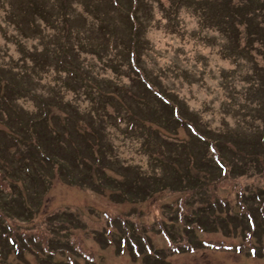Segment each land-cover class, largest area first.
I'll return each mask as SVG.
<instances>
[{"label": "rangeland", "instance_id": "rangeland-1", "mask_svg": "<svg viewBox=\"0 0 264 264\" xmlns=\"http://www.w3.org/2000/svg\"><path fill=\"white\" fill-rule=\"evenodd\" d=\"M200 1L207 3L209 0H198ZM261 1L230 0L229 2L227 0L224 4L221 23L229 22L232 3L234 7L235 5L244 7L252 3V7H256L257 10ZM39 2L40 6L47 4L48 11L60 15L67 2L71 29L84 32L83 36L67 34L66 28L58 24L60 20L49 21L45 26L38 13L27 10L20 14L22 8L26 7V0H0V75L3 76V78L0 76V93L2 95L8 93L11 97L7 99L4 98L6 95L2 97L0 95V165L8 166L11 172H15V179L12 182L16 186L15 191V186L11 184V175L7 177L6 174L0 173V193L3 192L2 196L6 199L12 198V195L19 201L25 199L27 207L31 206L34 210L32 224L23 221L17 215L14 217L3 215L0 210V245L8 246L5 251L3 250L4 256L0 264H39L44 257L40 255L39 258L36 255L35 250L38 249L36 238L22 240L25 244L21 247L24 254L20 256L15 250L20 247L19 244L14 245L11 241L14 231L17 234L14 235L17 241H19V235L48 236L49 233L55 238L58 232L54 229V224L63 222L67 216L72 220L70 224L72 229L68 231L65 238L77 244V247L74 245L67 247L66 241L57 244L56 240H53V243L47 244V254L50 258L52 250L64 249L68 252L60 251L53 257L55 261L48 263L42 261L41 264H70V259L75 264H89L88 262L91 264H142V260L135 256L134 250L125 247V241H121L122 237H128V235L113 228V222H118V219H125L131 225L133 224L135 233L140 234L141 237L143 235L140 229L143 228L150 244L156 248L154 251L165 252L164 260H162L164 264H264V252L262 257H251L248 249L238 253L206 248L207 246L218 248L221 247L218 246L220 244H239L244 248L249 246V239H243L241 226L230 223L229 230L225 226L226 219L228 216L240 217L238 216L240 210L238 191L241 188L247 190L252 185L264 184L262 175L223 179L218 173L210 174V176L205 174L206 179L211 181L207 190L210 193L208 203L217 204L220 201H226L229 206L223 210L219 208L213 210L211 215L213 225L210 223L206 228L204 225L195 224L194 240L201 245L194 246V253L190 250L170 252V249L181 248L190 241L184 231L186 225L178 219L174 231L169 230L166 236L162 231L161 234L160 230L162 227L167 229V226L171 225L172 217L178 211H172L175 205L181 211L188 206L186 215H200L199 203H196L199 198H189L191 196L187 198V194L184 198L170 190L156 193L151 198H137L136 194L142 191L137 192L133 189L137 183H140L133 180V176L137 175L136 170L148 174L158 172L160 169L158 165L152 163V158L159 156L160 151L157 153L159 145L154 135L148 133V130L157 129L158 126L147 121L156 122L153 119L154 115L169 113H162L159 105L147 99V95L141 91V88L133 90L139 99L133 102L130 98L131 91L123 90L121 93H115L113 90L112 96L120 102L119 105L124 104L133 110L141 111L143 116H137L147 120L146 125L149 129L140 125L136 132L130 133L126 131L129 122L115 126V123L119 121L117 117L107 125L103 142H99L95 135H90L89 127H85L89 125L90 120L86 113L90 108L93 112L90 97L77 91L74 94L56 77V73L63 70V67H59L62 60V48L59 46L65 38L74 52L79 50V44L87 42L89 51L80 52L76 58L93 60L97 63V68H100L109 57L107 51L103 53L101 50L104 35L114 34L115 31L122 43L127 44L132 41L131 34L128 33L127 21L121 17L119 9L109 8L112 0H39ZM122 2L126 8H130L131 0H122ZM179 3L180 0H141L136 14L143 25L140 36L145 44L140 43L141 54L138 64L150 82L157 84L170 98L178 101L183 114L195 122L196 130L207 135H210L207 130L221 131L223 135H226L225 131L227 132L226 137L233 139V142L228 145L229 160L234 157L241 160L240 148L251 153L259 152L257 142L252 135L253 130L248 133L243 123H249L252 127L254 126L251 123L253 117L264 116V109L257 107L264 94V88L260 90L257 87L258 76H264V39L262 38L264 25L260 21V16L250 19L251 25L259 27L263 34L256 33L258 37H251L246 32L247 43L244 48L245 56H243L237 51L244 46L242 32L246 25H249L248 20L235 17L232 25L233 28L234 26L237 28H218L217 24L211 23L206 10L199 8L197 4L182 8L176 16L175 11L178 10ZM170 8H172L170 10L172 14L168 15L166 11ZM12 12L17 17H14ZM232 12L234 13V8ZM253 12L254 8L250 10L249 15ZM22 18L27 25L20 26L19 22ZM32 19L35 24L45 26V32L34 29L30 23ZM227 33L230 34L227 36ZM118 49L121 50L117 54L118 59L124 62L119 65L123 66L125 72L127 48L118 45ZM34 58L37 64L43 61L40 68L33 67ZM101 73L104 80H113L130 87V77L123 71L121 75H118L109 68L106 71L102 70ZM248 76H250L249 79ZM14 79H19L23 85H17L19 90L11 93L9 91L11 85L7 84L6 80L11 83ZM103 84L107 83L103 82ZM92 89L95 88L92 87ZM52 112L58 115L54 121ZM44 114L48 115L44 118ZM40 121V125L39 123L35 125ZM161 123H166L165 118L158 121V124L164 127ZM34 127L37 134H45L43 146L36 140ZM54 127L62 134L69 133L77 144L80 142L82 146L86 145L87 154L84 158L75 159L74 151L69 153L59 143L60 140H50L47 143L46 136ZM234 128H236L235 131ZM169 130L175 138L192 141L190 151L194 153L197 151L195 140L185 128L175 131L173 127H169ZM231 132H236L239 137L244 135L248 137L242 145H239L237 144L239 139L236 140V137L230 134ZM68 144L71 146L70 140ZM38 145H41V148H36ZM91 146L99 149L97 162L96 156L92 155ZM46 148L58 150L68 159L67 162H74L70 170L74 181L67 177L66 169L63 170L65 175L50 169V164L42 154L44 151L48 152ZM97 163L101 169H104L106 178L107 176L118 178L121 182L120 189L117 188V184H106L105 190L96 188V184L103 176L98 175ZM26 165L32 168V179L26 177ZM196 174L201 175L200 172ZM36 177L38 179H35ZM47 177L50 184L45 188L44 182ZM8 186L15 193H12ZM141 187H143L142 182ZM115 189L119 190L123 197L116 196L113 192ZM199 190L201 191L202 188L199 187ZM193 201L194 206L189 204ZM12 205V209L17 210L18 204ZM9 206L10 204H7V207ZM60 214L63 215L55 219L54 216ZM131 225L129 224V227ZM32 228L34 230H29V233H21ZM135 233L130 238V244L134 247L136 243L132 241L137 240ZM254 240L259 249L264 245L263 224L260 225V231L258 235H255ZM204 241L217 245H202ZM143 244L146 250H150V244H146L145 241ZM81 253L88 258L85 260Z\"/></svg>", "mask_w": 264, "mask_h": 264}, {"label": "trees", "instance_id": "trees-1", "mask_svg": "<svg viewBox=\"0 0 264 264\" xmlns=\"http://www.w3.org/2000/svg\"><path fill=\"white\" fill-rule=\"evenodd\" d=\"M227 0H209L207 3L200 1L198 2V0H180V3L178 4V10L175 11L176 16H177V12H179L182 8H188V5L191 6H197L201 9H205L207 12V16L209 18V20L211 21V23L213 24H217L216 26L218 28H237V26L232 25V21L233 19L235 20L236 18H243L244 20H248L249 25L247 24L244 31L242 32L243 36H244V46L242 47V49H239L237 51V53H240L241 55L245 56L244 54V48L246 46L247 40H246V32L249 33L251 35V37H258L256 35V33H261L263 34L262 30L259 27H254L251 25L252 20L250 18H256L260 16V21L263 23L264 25V0L261 1L259 8L256 10V7H252V3H249L247 5L243 6H238V5H231V12H230V18H229V22L226 23H221L222 21V17L224 14V4ZM230 2V0H228ZM198 2V3H197ZM116 5H118V3L120 5H125L122 0H119L118 3L117 1L114 2ZM141 0H132V13L130 15L129 18V7L126 9L125 14H122L121 17H124L125 20L127 21L128 25H129V31L131 34V38L132 41H129V43L124 44L121 42V40L118 39V35L117 33L114 31L113 33H108L107 35L103 36L104 39V43L103 46L101 47L102 49H104L105 51H107V46H110V51L113 54V57H111L109 54V58L113 63H115L117 60H115L117 53H119L121 50L118 49V44H121V46H124L125 48H127V52H126V58L127 61L126 63H130L131 61L134 63L137 58H138V53L140 51V43H144V39L140 36V32H141V28L143 27L141 21L139 20V16L138 14H136V11L139 10V6H140ZM116 5L112 6V4L109 5L110 9H115ZM126 8V7H125ZM234 8V13L232 12ZM254 8V12L249 15L250 10ZM172 8L168 9V11H166V13L168 15L172 14L171 10ZM32 11L33 13H38L40 14V16L42 17V22L45 24L48 23L49 21H56L58 22V24L60 26H62V20L60 19V15L58 13H52L50 11H48L47 9V4L46 5H41L40 6V2L39 0H26V7L22 8V12L20 14L25 13L26 11ZM255 11L257 13H255ZM31 13L33 16L34 14ZM13 16L15 15V13H13ZM48 14L50 16H48ZM14 17H17L16 15ZM53 17V18H52ZM62 18L68 22L67 18H65L62 14ZM33 20V19H32ZM214 20V21H212ZM167 22L169 23V20H167ZM20 26H24L27 25L24 21V18H22V20L19 22ZM30 23H32V26L34 27V29H38V30H44V27H42L40 24H35L34 20L31 21ZM120 23V22H119ZM121 27L122 24L120 23ZM232 25V26H231ZM250 30H247V29ZM255 28V30H254ZM264 28V26H263ZM251 31L255 32L252 33ZM45 32V30L43 31ZM78 33V32H77ZM230 33H227L226 35L228 36ZM264 35V34H263ZM264 39V36L262 37ZM121 42V43H120ZM63 48L68 49V47L66 45H62V60L59 67H63L64 68V72L66 73L65 78L63 79L65 82H70L73 81L75 82L76 80V86L74 84V86L72 88H74L75 93L77 91V89L79 87L82 86V89H87L88 86L90 85V92H87V97H90V100L92 101V107H93V112H91V108L90 110L86 113L89 117V125H85V127H89V133L90 135H95L96 139L99 140V142H103V137L105 135V128L107 127V125L110 123V121L112 122L114 119H116L117 117H119L120 122H116L115 126H119L120 123L123 122H129L128 125L126 126V131L130 132V133H134L137 131L138 127L140 125H143V121L139 119V117L137 115H142L141 111L138 110H133L130 106H125L124 104H120V102L117 99H114V97L112 96V91L114 90L115 93H121L124 91H131L134 92L133 90L139 89L141 88V90L145 91V93H148V96L146 97L147 99H150V101L152 102H156L159 107H162V113H166L168 112L169 114L167 115H158L155 116L154 115V120L156 121V123L158 124V121H161L165 116L169 117L171 116V124H175V130H177L178 128H185L187 130V126H189V124L192 123V120H189L187 118H185L182 114L181 111V107L178 105V101L170 98L165 92H163L162 90L159 89V87L157 85H155V87L153 88H146V82H147V76L146 74H143V70H141L139 67L135 66V65H131V64H127L129 66V68L127 69V71L122 70L123 73L127 74V76H129L130 79V87L125 86L124 84H119L114 82L113 80H104L102 78H100V74L99 72L97 73V66H95L94 70L92 72H90L88 70V68L93 67L95 64V62L93 60H91L93 62V64H85L83 62V60L81 61L80 59L76 58V55L79 54V50L77 51H73L71 49V52L69 51L70 49H68V51H64ZM131 54H133V56L131 57ZM35 60V58L33 59V61ZM109 60V62H110ZM118 63V62H117ZM116 63V64H117ZM43 64V61L40 64H37V61H34V68L38 67L40 68ZM136 67V68H135ZM62 71V70H60ZM116 73H118L119 75H121L120 73L122 71H119L118 68H115ZM129 71V73H128ZM250 76H248L249 79ZM258 88L261 90L262 88H264V76H258ZM59 79H62V77L60 76ZM103 82H106L107 84H103ZM7 84L10 85H23L21 83V81L19 79H14L11 83L8 82V80H6ZM92 87H94L95 89H92ZM135 89H133V88ZM151 87V86H150ZM78 92V91H77ZM152 93H156L155 95H157L158 97H156L155 95H153ZM80 95V94H78ZM163 102H168L171 104H174L173 106H168L165 105ZM140 104V103H138ZM140 106H143V104H140ZM257 107L259 109H264V94L261 97V99L259 100V103L257 105ZM125 108V109H124ZM143 108V107H142ZM71 109H73L71 107ZM112 109V110H111ZM174 109H177V116L175 119V112ZM180 110V111H178ZM115 113V114H114ZM52 120L54 121L58 115L55 112H52ZM143 116V115H142ZM170 119V118H168ZM166 119V120H168ZM180 119L181 122L178 120ZM55 125V123H54ZM159 126V125H158ZM243 126H246L245 129L247 130V132L249 133V127L247 125V123H243ZM144 127V125H143ZM160 127V126H159ZM149 129V127L147 126V130ZM164 129V128H163ZM151 134L154 135L155 139L158 141V145L160 148V153L158 158L156 159H152V162L154 164H157L160 169L159 171H154L152 174H146V173H140L139 170H137L135 177L133 176V180L137 183L136 186L133 187L134 191H142L140 194H136L137 198H151V196H153L156 193L162 192V191H166V190H170L172 192H177L180 195L184 196V198H186V194H187V198L188 196H191L189 198H199L198 202L202 205V207H210V204H208V202H205V199L208 198L209 196L207 195H203L200 193V190L198 189L199 187L203 188L205 187V185H207L208 183H210L208 180H206V178L203 176V174L198 175L196 174V172H202L203 170L198 166V157L201 158V160L204 161L203 163V168L206 169H212V168H217V166L215 165L214 161L210 158H208L207 160V156L209 155L210 151H209V146L212 142H210L208 140V136L202 135L203 138L201 136L193 138V136L190 134L191 138H193L195 140V144L197 147H201V150L197 149V151L194 153L193 151H190L191 146L193 144L192 141L190 140H180L178 138H175V136L173 137L170 133L169 130H160V129H154L151 128L150 130ZM169 131V132H167ZM189 131V130H187ZM209 134H217V133H212L209 132ZM253 134L256 137V140H258V144L260 147V151L258 153V157H261L263 159V167L260 168L261 171H264V133L262 131H259L258 129L253 130ZM219 135V134H218ZM217 135V140L215 141L216 144H219L220 148L224 147V143L222 142V140L218 137ZM44 137L45 134L43 133H39L36 135V139L39 141V143L43 146L44 144ZM46 138L48 139V142L50 140H60L59 143H61L62 147L64 149H66L69 153L73 152V156L75 159H79L81 160L82 158H84V156L87 154V150H86V145H79L77 144L73 138H71L70 134L68 133H60L58 132L55 127L52 128L50 130V134L48 136H46ZM68 140L71 141V146L70 144H68ZM260 142V143H259ZM46 143V142H45ZM41 145H38L36 148H41ZM69 146V147H68ZM74 147V148H73ZM48 152L42 153L44 155V159H46L48 161V163L50 164V169L52 171H60L63 175H65L63 173V170L66 169V175L67 177L72 181H74L73 179V175H72V171H70L72 168V166H74V162H67V158L63 157V154L59 153L58 150H52L50 148H46ZM92 149V147H91ZM174 149V151L171 150ZM39 150V149H38ZM92 155H94L92 153ZM242 158L244 157H249L246 153L241 152ZM99 158V157H98ZM247 160V159H246ZM242 159L240 161V163L233 165L231 167V170L229 171V173L227 172L225 175V177H233V178H237L239 176H243L246 173V168H247V161ZM53 165H56L55 167H53ZM239 165V166H237ZM57 168V169H56ZM82 169V166L80 167ZM99 172L100 167H97ZM26 171V177L28 179H32L33 178V174H32V168H30V166L26 165L25 168ZM23 170V169H22ZM235 170H237V172H235ZM130 171V170H129ZM101 172H104L101 170ZM0 173H4L7 175H11V184H13L12 180L15 179L14 178V173L15 172H11V169L8 168V166H4V165H0ZM222 173V172H220ZM105 176V172L103 173ZM99 175V173H98ZM101 175V173H100ZM101 180L96 184V188L100 189V190H105L107 189L106 181L103 179V177L101 176ZM35 179H38V177H36ZM107 181H109L110 183H119L118 181H114L112 179H109L107 176ZM66 181H68L66 179ZM141 182L143 183V187H141ZM37 183V182H35ZM50 184L48 177L46 179V181L44 182L45 188ZM14 185V184H13ZM15 186V185H14ZM9 187V186H8ZM118 188V187H117ZM9 189L11 190V188L9 187ZM1 191V188H0ZM15 191H16V186H15ZM15 191L11 190L12 193H15ZM38 192V190L36 191ZM3 192L0 193V210L1 212L4 214H7V216H12L14 217V215H17L18 217H20V219H22L23 221L26 222H30L31 216L33 214V209L31 208V206L27 207V202L26 200L24 201L23 199H20L21 201H19L16 197H14V195H12V198H3L2 196ZM18 195H20V193H17ZM116 196L119 197H123L122 193H119L118 191L115 192ZM258 195V197H257ZM256 192L253 194L251 191L248 192H241L238 196L240 197V203L242 204V208H243V212L244 214L242 215L241 219H243V221L246 222V226L247 229L251 231V235L253 237H255V235H258L259 231H260V225L261 222L264 224V208L262 209V205L264 204V189L260 190L259 192ZM113 197V196H112ZM114 198V197H113ZM197 203V202H196ZM7 204H10L9 207H7ZM12 204H18L16 209L14 210L12 209ZM190 205L194 206L195 202H189ZM225 204V203H224ZM212 205V204H211ZM222 203L221 204H216L215 207H219L221 209H223L222 207ZM227 205V204H225ZM12 210H9V209ZM188 208V206L183 210H179L178 206L175 205V209L173 210H178L176 212V214L174 215V217H172V223L170 226H167V229L165 227H162V229L160 230L164 232L163 234H166L169 232V230H173L174 231V227L176 222L179 220H182L181 222L183 224L186 225V227L184 228L185 233H187V235L189 236L190 241L187 242V244L181 248L178 247H174L173 249H175L176 251L180 252V251H194L195 247L194 246H200L201 244L199 242H196L194 240L195 235H196V227L195 224L198 223L201 226L204 225L207 228V225H210V223L213 225V220L211 218L212 212H211V208L207 209V210H203V212H201L200 215H196V214H185L186 209ZM27 209H30L29 211ZM262 209V214L260 215V211ZM27 212V213H26ZM197 213V212H195ZM18 214H20L21 216H19ZM1 215V214H0ZM34 215V214H33ZM63 215V214H62ZM61 214L58 216H54L55 219L59 218L60 216H62ZM202 215V216H201ZM249 215L251 217H253L255 225L254 227L249 226V221H248V217ZM259 216L260 219V223L256 220L257 217ZM53 217V215L51 216ZM137 218L139 219V216L137 215ZM1 220V219H0ZM118 222H113L114 229H118L121 230L122 232H124V235H128V237H126V243H125V247L127 244V247L129 249H131L132 251L134 250V254L136 257L140 258L142 260V264H164V255L165 252H159L156 253L154 250L156 249L154 247V245L150 244V241L148 240V237L146 236L147 233L144 232V229L141 228L140 230L142 231V237L140 236V234H136L135 233V229L133 228V224L131 225V223H129L128 221H126L125 219H118ZM72 220L71 218H69L67 216V219H65L63 222L61 223H56L54 224V229L57 230L58 235H56L55 239H56V243L57 244H61L62 242L68 241L66 246H71V241L70 239L65 238V236L67 235L68 231L70 232L72 227L71 224ZM231 223H235V222H231ZM129 224L131 225V227H129ZM237 225L241 226V229L244 231V233L247 231L246 228L241 224V223H235ZM162 226V225H160ZM229 230L231 229V224L228 222L227 225H225ZM53 229V230H54ZM64 229V230H63ZM69 229V230H68ZM133 229V230H132ZM138 230V229H136ZM62 231H64V233H62ZM133 231V232H132ZM205 230L203 229V232ZM133 233L136 234L137 240L136 241H132L136 243V248L134 246H132L130 244V238L132 237ZM162 234V233H161ZM247 234H249L247 232ZM172 236H175L174 233H171ZM143 241H145L146 244H150V250H146L145 248V244H143ZM51 243H53V240H51ZM263 247L260 249H256V252L254 253V257H262L263 252H264V245H262ZM135 249H137V253L135 252ZM173 249H170V252H176L173 251Z\"/></svg>", "mask_w": 264, "mask_h": 264}, {"label": "bare ground", "instance_id": "bare-ground-1", "mask_svg": "<svg viewBox=\"0 0 264 264\" xmlns=\"http://www.w3.org/2000/svg\"><path fill=\"white\" fill-rule=\"evenodd\" d=\"M33 129V128H32ZM34 129H35V127H34ZM79 145H81V143L79 142Z\"/></svg>", "mask_w": 264, "mask_h": 264}]
</instances>
